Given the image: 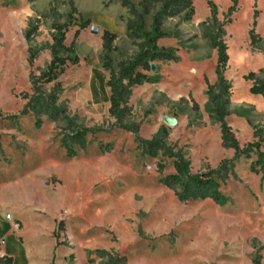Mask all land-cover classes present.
<instances>
[{"label":"rangeland","instance_id":"obj_1","mask_svg":"<svg viewBox=\"0 0 264 264\" xmlns=\"http://www.w3.org/2000/svg\"><path fill=\"white\" fill-rule=\"evenodd\" d=\"M161 1L0 0V224L11 225L10 231L0 226V256L7 252L13 264H109V256L124 258L121 264H264V181L249 171L254 156L234 161L220 187L225 203L180 202L161 183L174 173L173 160L143 155L134 135L109 116V88L98 83L109 79L103 36L112 39L115 68L141 42L127 26L142 18L149 30ZM209 3L228 48L226 121L241 148L259 142L264 151V100L251 95L252 82L243 79L251 72L264 78V0H192L190 21L182 14L166 19L163 30L174 37L158 46L177 49L179 60L153 63L155 71L147 74L158 82L134 87L129 101L139 137L151 140L164 130L166 145L194 174L234 156L222 147L219 124L206 109L217 63ZM57 27L65 29V46L79 31L78 63H68L56 81L58 104L78 126L99 130L73 158L60 146L61 118L42 115L37 128L35 114L20 115L24 96L32 94L30 74L39 75L52 59ZM251 30L261 40L256 45ZM166 116L176 125L168 126Z\"/></svg>","mask_w":264,"mask_h":264},{"label":"trees","instance_id":"obj_2","mask_svg":"<svg viewBox=\"0 0 264 264\" xmlns=\"http://www.w3.org/2000/svg\"><path fill=\"white\" fill-rule=\"evenodd\" d=\"M147 1L153 0H144L145 3ZM209 7L211 8V17L209 20L210 24L207 26L208 35L212 47L217 51V63L215 69L216 81L212 85H207L206 96L208 102L206 109L211 118L219 124L222 147L234 150L232 159L222 160L216 169H209L206 172L194 174L191 172L189 161L181 153L174 152L166 145L165 136L163 135L164 130H160L151 140H144L139 137L138 126L129 121L131 115L129 101L134 87L144 83L158 82L157 78L150 77L147 74L151 71V64L156 62H177L179 60L176 55L177 49L160 47L158 46V41L174 37L163 30V23L166 19L182 14L183 20H191L194 14L192 0H162L160 9L152 16V24L149 30L145 29L142 18L130 23L127 28L141 42L138 45L137 53L130 59L118 62L115 68L111 59L112 39L105 33L101 60L104 70L109 72V79L107 82L98 81V83L109 88V95L107 96L108 113L115 120L114 126L132 133L138 146L142 149L143 155L154 159L161 153V155L173 160L174 173L162 178L161 183L173 190L180 202L212 200L217 204H223L227 199L221 193L220 187L232 174L234 161L240 158L250 159L251 156H254V160L249 165V171L259 175L264 181V151L259 142L248 143L241 148L226 121L231 114V86L224 76L229 59L228 48L221 40L223 29L217 20V9L212 3H209ZM233 11L234 7H231L228 10V16ZM144 13L148 14L149 10L145 8ZM86 25V23L83 24V28ZM56 30V34L53 36L54 42L50 48L52 59L39 75L30 74L32 94L24 96L27 99V103L24 105L20 115L35 114V126L37 128L41 127L40 116L42 115L51 121L61 118L65 122V132L61 135L60 146L65 150L67 157L73 158L78 155L79 151L86 149L87 135L94 134L99 130L78 126L75 124V118L66 116V108L58 104L60 85L56 81L68 63L71 65L78 63L77 58L74 56V51L75 39L79 35V31L75 32V38L71 44L65 46V29L57 27ZM33 31L34 28L26 33L25 38L27 41L30 40ZM249 36L253 45L261 41L256 38L253 30L249 32ZM32 60L33 54H30V64ZM243 79L252 82L249 93L264 100V78L259 79L256 77V73L251 72L243 76ZM49 84H53V86L46 90L45 86ZM158 169L161 172L164 167L159 165ZM5 230L8 231L9 227L7 226ZM108 258L109 264H121L124 262V258L114 256H109ZM0 264H13V259L5 252L0 256Z\"/></svg>","mask_w":264,"mask_h":264},{"label":"water","instance_id":"obj_3","mask_svg":"<svg viewBox=\"0 0 264 264\" xmlns=\"http://www.w3.org/2000/svg\"><path fill=\"white\" fill-rule=\"evenodd\" d=\"M91 32L93 34L97 33V27L92 26L91 27ZM155 71V65L151 64V72ZM164 122L168 125V126H175L176 125V120L174 118H170L168 116L164 117Z\"/></svg>","mask_w":264,"mask_h":264},{"label":"crops","instance_id":"obj_4","mask_svg":"<svg viewBox=\"0 0 264 264\" xmlns=\"http://www.w3.org/2000/svg\"><path fill=\"white\" fill-rule=\"evenodd\" d=\"M0 226H2L4 229H6V227L8 226L9 227V231L11 229V225L6 223V222H3L2 224H0Z\"/></svg>","mask_w":264,"mask_h":264}]
</instances>
